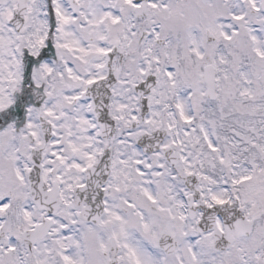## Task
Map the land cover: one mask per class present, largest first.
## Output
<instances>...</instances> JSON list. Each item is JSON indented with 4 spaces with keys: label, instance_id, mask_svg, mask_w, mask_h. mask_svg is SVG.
I'll return each mask as SVG.
<instances>
[{
    "label": "snow or ice",
    "instance_id": "6c2138e0",
    "mask_svg": "<svg viewBox=\"0 0 264 264\" xmlns=\"http://www.w3.org/2000/svg\"><path fill=\"white\" fill-rule=\"evenodd\" d=\"M0 264H264V0H0Z\"/></svg>",
    "mask_w": 264,
    "mask_h": 264
}]
</instances>
